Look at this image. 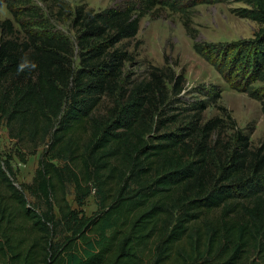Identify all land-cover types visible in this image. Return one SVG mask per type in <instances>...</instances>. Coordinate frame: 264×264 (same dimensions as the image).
I'll return each instance as SVG.
<instances>
[{
    "label": "trees",
    "instance_id": "16d2710c",
    "mask_svg": "<svg viewBox=\"0 0 264 264\" xmlns=\"http://www.w3.org/2000/svg\"><path fill=\"white\" fill-rule=\"evenodd\" d=\"M0 1L14 17L0 18V126L22 162L43 148L30 183L0 158V264L264 262V138L254 147L231 115L205 117L216 86L180 106L186 78L172 68L123 83L135 59L125 41L143 17L171 12L264 112V0L236 9L259 25L252 38L207 44L192 33L195 8L223 0H122L103 11L43 0L71 21L75 45L37 30L48 19L32 0Z\"/></svg>",
    "mask_w": 264,
    "mask_h": 264
},
{
    "label": "rangeland",
    "instance_id": "374dc122",
    "mask_svg": "<svg viewBox=\"0 0 264 264\" xmlns=\"http://www.w3.org/2000/svg\"><path fill=\"white\" fill-rule=\"evenodd\" d=\"M34 5L43 8L46 26L39 31L55 30L70 38L76 44V33L68 17L61 19L57 16V9L50 11V4L43 0H32ZM70 8L84 6L86 9L103 11L111 6L121 4L122 0H67ZM244 0H223L213 4H203L195 8L192 33L197 36L199 43H227L250 39L258 30L259 25L237 15L236 9L246 7ZM0 18L14 20L13 14L6 3L0 1ZM25 22H30L26 15L22 16ZM18 29L20 25L15 23ZM195 40L190 37L182 19V15L167 12L163 17L154 18L145 16L141 19L140 30L137 36L125 45L135 53L133 62L127 63L123 83L130 80H139L146 76L151 66L168 67L177 73H183L186 78L185 90L181 96L180 106L187 105L197 98H206L207 89L216 86L221 92V98L211 103L206 112L207 119L222 115H231L239 127L251 131L252 145L258 146L264 138V112L259 101L251 98L247 93L232 89L214 65L207 61L194 49ZM105 100V99H104ZM108 100L101 106L105 112ZM231 123L228 124V133H231ZM15 141L8 134L4 125L0 126V158L10 160L17 176V184L30 183L38 166L41 148L36 155L27 157L22 162L15 152ZM68 199L73 207H77L74 195ZM85 213L91 215L97 210V203L92 194L83 207ZM253 260L264 264L262 259L255 255Z\"/></svg>",
    "mask_w": 264,
    "mask_h": 264
}]
</instances>
